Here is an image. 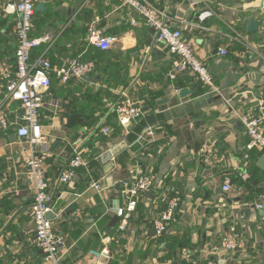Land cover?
Masks as SVG:
<instances>
[{"label": "crops", "instance_id": "obj_1", "mask_svg": "<svg viewBox=\"0 0 264 264\" xmlns=\"http://www.w3.org/2000/svg\"><path fill=\"white\" fill-rule=\"evenodd\" d=\"M147 1L166 13L172 29L183 31L222 96L188 75L172 80L174 56L155 42V30L119 0H37L31 38L42 42L32 60L45 55L61 67L81 59L96 69L93 80L63 84L52 76L41 109L45 143L31 146L17 137V127L0 128V264H43L31 243L34 197L26 161L33 156L45 159L53 198L50 218L64 242L62 264H98L92 252L104 249L110 252L104 259L108 264H264V211L252 206L264 200L259 167L264 155L253 152L252 164L244 167L249 139L225 102L230 98L232 106L249 109L264 97L263 0ZM11 5L13 0H0V64L14 72L17 14L7 11ZM40 5L45 9L37 12ZM209 10L216 16L202 21L200 15ZM254 20L257 30L250 29ZM90 28L118 40L101 51L87 42ZM223 47L229 51L225 57L219 53ZM3 76L0 72V82ZM184 89L190 90L186 97ZM124 91L145 112L129 129L112 112ZM9 115L13 120L20 115L18 103ZM107 126L109 136L103 134ZM148 127L155 135L143 141L140 135ZM205 141L218 149L222 165L238 170L221 167L212 174L200 155ZM75 151L88 165L72 183L60 185L58 178ZM223 174L253 184L234 183L233 192L225 194ZM143 175H151L154 186L140 195L127 229L120 231L117 211L127 205L121 191ZM94 183L102 190L92 188ZM170 198L180 204L168 232L159 237L155 225ZM227 233L238 235L242 246L224 250Z\"/></svg>", "mask_w": 264, "mask_h": 264}, {"label": "built area", "instance_id": "obj_2", "mask_svg": "<svg viewBox=\"0 0 264 264\" xmlns=\"http://www.w3.org/2000/svg\"><path fill=\"white\" fill-rule=\"evenodd\" d=\"M119 1L122 6L129 7L139 14L145 23L155 30V42L158 45L167 47L171 55L174 56L175 59L169 74L172 80H177L178 76L188 75L203 85L208 92L222 96L214 76L206 64L197 57L193 44L184 36L181 29L170 27L166 13L147 0ZM36 3L37 0H13V5L7 8V11L17 14V22L14 28L17 46L15 70L14 72L7 68L5 70L3 65L0 64V72H4L0 82V128L8 130L17 127V137L31 146L40 145L47 141L42 126L41 109L44 105V97L52 87V76L55 74L63 84H67L73 79L82 80L85 76L91 75L96 69L93 62H86L81 59L71 60L61 67H54L45 55L32 60L33 50L42 42V40L31 38L34 29ZM261 9L264 10V0ZM214 16H216L215 12L209 10L202 13L200 19L205 21ZM117 40V38L105 36L103 31L98 28H90L87 37L88 44L101 51L110 50ZM219 53L225 57L229 54V51L227 47H223L219 50ZM244 94L246 93H242V95ZM232 101L233 99L230 98L225 100L232 118L243 125L249 139L245 145V163L243 164L244 167H248L253 152H260L264 155V97L257 99V105L249 109L232 106L230 103ZM14 103H18L20 107V115L16 120L11 119L9 115ZM112 112L116 115L119 125L125 129H129L133 122L145 118L143 108L135 103L129 93L125 91L118 97ZM103 134L109 136L111 128L105 127ZM154 135V128L148 127L140 135V139L149 141L148 139H151ZM200 155L205 167L212 174L219 171L221 167H225L227 170H238L236 166L222 165V158L219 156L218 149L208 141H205L201 146ZM26 164L31 169L28 179L34 197L29 207V214L35 231L31 243L36 250L42 253L43 264H62L64 242L54 233L53 221L50 218L53 211V198L50 194V182L46 176L45 159L44 157L33 156L26 161ZM87 165L88 163L82 157L81 152L75 151L73 157L65 164L64 170L58 178V183L60 185L72 183L77 171L87 167ZM242 174L244 178L249 177L246 172ZM221 177L223 178V193H232L234 190L232 177L228 174H223ZM153 186V177L143 175L133 178L123 187L121 193L126 199L127 205L124 209L117 211L118 216L122 218L120 231L127 229L129 221L138 207L140 195L150 191ZM92 188L102 190L97 183H94ZM16 194H18V191ZM179 204L177 198L169 199L166 209L155 225L159 237L168 232L169 225L174 220ZM252 206L257 211H264V200ZM241 246L238 235L234 233L224 235L222 240L224 250L232 252ZM92 254L98 264H108L104 260L110 259V252L107 249L102 252H92ZM184 255L187 256V254Z\"/></svg>", "mask_w": 264, "mask_h": 264}, {"label": "water", "instance_id": "obj_3", "mask_svg": "<svg viewBox=\"0 0 264 264\" xmlns=\"http://www.w3.org/2000/svg\"><path fill=\"white\" fill-rule=\"evenodd\" d=\"M44 9H45V6H44V5H40V6L38 7V9H37V12H39L40 10H44ZM250 29H251V30H257V29H258V22L255 21V20L252 21L251 24H250ZM84 79H85V80H93V78H92L91 75H87V76H85ZM189 94H190V90H189V89H184V90L181 91V96H182V97H186V96L189 95ZM238 123H239V124L242 126V128H243V125H242L240 122H238ZM243 129H244V128H243ZM60 143H61V142L57 143V145H60ZM197 146H199V145H197ZM200 148H201V146L199 147V150H200ZM259 167H260L261 170L264 171V156H263V158H262L261 161H260ZM3 250H4L3 247L0 246V252H3Z\"/></svg>", "mask_w": 264, "mask_h": 264}, {"label": "trees", "instance_id": "obj_4", "mask_svg": "<svg viewBox=\"0 0 264 264\" xmlns=\"http://www.w3.org/2000/svg\"><path fill=\"white\" fill-rule=\"evenodd\" d=\"M250 164H252V160H251V163H249V165ZM234 175L235 174H232V177H234ZM250 181H252V180H250ZM250 181H248V183L247 182L245 183V181H243V179H241V176L237 175L236 177H234V183L238 184L239 187H244V186H248V184H253V182H250Z\"/></svg>", "mask_w": 264, "mask_h": 264}]
</instances>
